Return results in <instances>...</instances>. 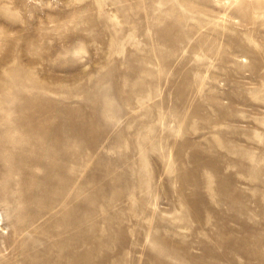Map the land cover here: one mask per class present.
I'll use <instances>...</instances> for the list:
<instances>
[{"label": "rangeland", "instance_id": "rangeland-1", "mask_svg": "<svg viewBox=\"0 0 264 264\" xmlns=\"http://www.w3.org/2000/svg\"><path fill=\"white\" fill-rule=\"evenodd\" d=\"M0 264H264V0H0Z\"/></svg>", "mask_w": 264, "mask_h": 264}, {"label": "bare ground", "instance_id": "bare-ground-1", "mask_svg": "<svg viewBox=\"0 0 264 264\" xmlns=\"http://www.w3.org/2000/svg\"><path fill=\"white\" fill-rule=\"evenodd\" d=\"M49 126L52 127L53 126V122H51V124Z\"/></svg>", "mask_w": 264, "mask_h": 264}]
</instances>
